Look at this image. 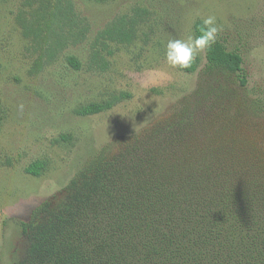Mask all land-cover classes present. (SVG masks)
<instances>
[{
	"label": "trees",
	"instance_id": "obj_1",
	"mask_svg": "<svg viewBox=\"0 0 264 264\" xmlns=\"http://www.w3.org/2000/svg\"><path fill=\"white\" fill-rule=\"evenodd\" d=\"M41 10L53 47L67 35L83 37L64 31L83 22L70 0H45ZM201 26L195 22L194 36ZM132 37L117 21L96 41L107 48L106 41ZM203 53L201 81L187 103L116 139L77 171L61 195L40 203L20 223L25 248L14 264H264V150L229 139L222 127L237 108L240 126L246 114L262 109L226 85L247 89L239 50L218 37ZM66 61L81 67L72 56ZM199 66L196 57L180 71L193 74ZM128 97L75 113L97 115ZM231 128L237 129L234 123ZM44 168L35 161L25 173L38 177Z\"/></svg>",
	"mask_w": 264,
	"mask_h": 264
},
{
	"label": "rangeland",
	"instance_id": "obj_2",
	"mask_svg": "<svg viewBox=\"0 0 264 264\" xmlns=\"http://www.w3.org/2000/svg\"><path fill=\"white\" fill-rule=\"evenodd\" d=\"M43 1L0 0V264L22 257L20 223L61 195L87 161L190 100L206 64L204 51L197 71L188 74L167 65L165 45L194 37L193 26L204 17L214 15L222 28L218 37L243 56L247 89L227 81L228 89L262 109L246 114L240 126L237 108L222 127L229 139L264 150V0H70L83 22L64 31L83 37L67 35L57 47L40 17ZM117 21L133 37L106 41L104 48L96 39ZM69 56L80 69L67 63ZM126 94L109 111L75 113ZM35 161L45 164L38 177L25 173Z\"/></svg>",
	"mask_w": 264,
	"mask_h": 264
},
{
	"label": "clouds",
	"instance_id": "obj_3",
	"mask_svg": "<svg viewBox=\"0 0 264 264\" xmlns=\"http://www.w3.org/2000/svg\"><path fill=\"white\" fill-rule=\"evenodd\" d=\"M200 34L185 39H169L165 45V61L168 66L179 70L188 69L199 53L210 49L217 43L222 31L214 15L202 18Z\"/></svg>",
	"mask_w": 264,
	"mask_h": 264
}]
</instances>
